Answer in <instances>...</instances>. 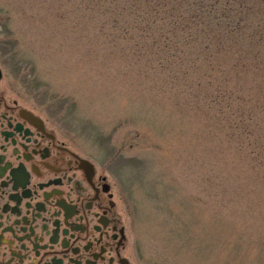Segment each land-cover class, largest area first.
I'll return each instance as SVG.
<instances>
[{"label":"rangeland","instance_id":"1","mask_svg":"<svg viewBox=\"0 0 264 264\" xmlns=\"http://www.w3.org/2000/svg\"><path fill=\"white\" fill-rule=\"evenodd\" d=\"M0 39L24 91L129 160L142 230L185 221L176 263L264 264V0H0Z\"/></svg>","mask_w":264,"mask_h":264},{"label":"flooded vegetation","instance_id":"2","mask_svg":"<svg viewBox=\"0 0 264 264\" xmlns=\"http://www.w3.org/2000/svg\"><path fill=\"white\" fill-rule=\"evenodd\" d=\"M16 67L0 39V264H178L171 232L185 221L154 220L158 241L142 230L129 160L80 142L58 103L22 89Z\"/></svg>","mask_w":264,"mask_h":264}]
</instances>
